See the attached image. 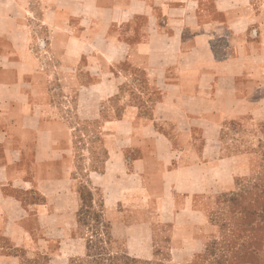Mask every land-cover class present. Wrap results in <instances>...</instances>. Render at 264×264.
<instances>
[{
    "label": "rangeland",
    "instance_id": "obj_1",
    "mask_svg": "<svg viewBox=\"0 0 264 264\" xmlns=\"http://www.w3.org/2000/svg\"><path fill=\"white\" fill-rule=\"evenodd\" d=\"M254 1L264 22V3ZM27 38L47 84L48 113H60L73 129L74 196L67 190L65 198L55 194L44 206V196L34 190L33 206H24L0 194V264H264V67L254 69L258 81L242 84L232 76L239 67L215 68L223 76L214 86L204 82L207 98L161 104L154 90L160 85L141 83L139 72L121 64L109 90H87L90 80L107 74L114 80L96 53L72 68L61 62L59 44L53 48L43 35ZM223 39L217 42L222 49L232 41ZM129 104L142 112L154 109L176 143L194 142L188 151L175 149L179 171L171 188L124 189L118 182L108 195L100 175L109 156L106 122ZM206 142L213 144L202 156L212 162H200L210 160L201 157Z\"/></svg>",
    "mask_w": 264,
    "mask_h": 264
},
{
    "label": "crops",
    "instance_id": "obj_2",
    "mask_svg": "<svg viewBox=\"0 0 264 264\" xmlns=\"http://www.w3.org/2000/svg\"><path fill=\"white\" fill-rule=\"evenodd\" d=\"M261 19L254 0H0L2 199L33 206L30 197L35 190L44 196L41 203L46 206L55 194L65 198L68 190L74 196L70 185L77 156L73 129L60 113H48L47 84L25 37L43 35L53 48L59 44L61 62H69L72 68L96 53L101 67L113 71L114 80L109 74L90 80L87 90H109L117 82L114 68L121 64L139 72L141 83L160 85L154 89L156 101L165 104L207 98L204 82L214 86L225 67L242 70L232 73L239 84L258 81L254 69L264 67ZM224 37L232 41L222 49L217 42ZM26 46L29 56L23 58ZM77 83L80 100L83 86ZM244 94L238 97L246 98ZM106 123L109 156L100 175L108 195L115 193L118 182L124 189L171 188V176L179 171L175 149L195 148L194 142L179 144L170 139L154 109L142 112L140 106L129 104L122 116ZM146 131L151 134L143 135ZM134 132L141 135L136 141L130 138ZM210 144L201 146V157L210 160L200 158V162H212L209 155L202 156Z\"/></svg>",
    "mask_w": 264,
    "mask_h": 264
}]
</instances>
